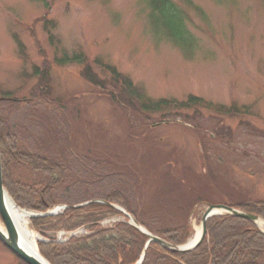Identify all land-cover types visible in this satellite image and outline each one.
Returning a JSON list of instances; mask_svg holds the SVG:
<instances>
[{"label":"rangeland","instance_id":"rangeland-1","mask_svg":"<svg viewBox=\"0 0 264 264\" xmlns=\"http://www.w3.org/2000/svg\"><path fill=\"white\" fill-rule=\"evenodd\" d=\"M171 1L194 40L191 49L156 27L146 0H0V93L30 98L39 84L35 69L49 67L52 98L63 110L23 112L15 129L73 170L76 183L102 179L78 185L77 203L123 189L156 227L189 224L188 243L210 206L264 200V0ZM46 22L55 27V45ZM79 53L92 65L97 59L114 65L152 101L193 96L210 109L144 113L118 91L114 103L112 87L101 90L82 78L83 65L56 63ZM88 159L93 169L84 165ZM95 166L102 174H92ZM118 222L125 218L102 225ZM31 224L30 218L40 252V242L49 239ZM257 226L264 232V224ZM71 235L51 236L63 243ZM3 245L0 264H22Z\"/></svg>","mask_w":264,"mask_h":264},{"label":"trees","instance_id":"trees-1","mask_svg":"<svg viewBox=\"0 0 264 264\" xmlns=\"http://www.w3.org/2000/svg\"><path fill=\"white\" fill-rule=\"evenodd\" d=\"M146 2L156 27L164 29L177 44L191 49L194 40L186 27L183 14L175 3L171 0H146ZM50 23L46 22L44 27L50 35L51 44L55 45V37L52 34L55 27ZM15 39L24 53V45L17 37ZM56 63L60 66L83 65L81 76L85 81L101 90L107 91L108 86L112 87L116 92L109 94L113 102L118 91L124 103L144 113L161 112L169 108L210 109L208 102L193 96L181 103L167 99L152 101L142 88L137 87L114 65L105 63L101 59L95 60L92 65L84 53L64 56L63 59L56 60ZM94 66L102 70L109 80H103L95 73ZM32 77L39 78V84L33 89L30 98L17 99L14 97L15 93L7 96L0 93V152L4 187L21 209L46 214L59 206L68 207L57 216H40L31 219L32 228L49 239L47 242H40L41 255L51 264H137L149 238L128 224L126 216L110 205L126 210L149 233L173 245H185L191 236L189 224L156 227L142 209L140 212L135 209L123 189L111 190L97 200L104 203L75 201L73 192L78 185L91 186L96 182L101 184L102 179L98 178L89 184L83 181L76 183V178H72L73 170L67 168L59 159L35 150L29 138L24 136V132L20 134L15 129L16 117H22L23 112L29 117L40 108L57 112L64 108L61 105L63 102L52 98L54 89L49 67L46 66L43 70L36 68ZM30 110L31 112H28ZM89 161L91 160H84V165L93 169L92 165L89 166L87 163ZM95 168V173L91 172L93 175L102 174L99 166ZM84 204L88 205L77 207ZM223 205L264 219V200L248 198L238 204ZM71 207L72 209H69ZM117 217H124L125 222H118L111 227L102 225L104 221ZM83 228L90 234L74 236L63 243L51 236L58 232L71 233ZM18 260L26 264L21 259ZM142 264H264V232L255 223L246 219L230 214L214 216L208 220L207 234L196 249L186 253H176L157 243H151Z\"/></svg>","mask_w":264,"mask_h":264},{"label":"water","instance_id":"water-1","mask_svg":"<svg viewBox=\"0 0 264 264\" xmlns=\"http://www.w3.org/2000/svg\"><path fill=\"white\" fill-rule=\"evenodd\" d=\"M7 199H10L12 202H14V200L10 197L8 191L4 187L3 167H2V159H1V152H0V216H1L3 222L6 226V231H7V235H5L4 233H2V231H0V241L4 244L5 247H7L12 253H14L19 259H21L26 264H51L41 255L40 252L37 251L38 253L34 255V254L29 253L28 251H26L24 249L22 242H21L20 234H19L16 226L14 225V222H13V220L10 216V213L8 211L7 201H6ZM94 203H104V202L95 201ZM86 205H88V204H84V205L77 206V207H83ZM110 206L119 210L120 212H122V214L124 216H126L127 218H129V220L131 221L130 222L131 226H133L135 229H137L141 233L145 234L149 238V241L146 244L144 253H143L140 261L137 264L143 263V261L146 257L147 250H148L151 243H157L160 246H162L163 248L170 250V251H173V252H176V253H186V252L193 251L204 240V238L207 234V222L209 219H211L214 216L223 215V214H230V215H233L235 217H239V218L251 221L257 225L259 223L264 224V219H262L258 216H255V215H252L249 213H245V212H242V211L237 210L235 208H231V207L224 206V205H218V206L213 205L207 209V211L205 212V214L202 218V231L203 232H202L201 239L198 240L197 242H195L194 244H193V241H190L185 245L176 246V245H173V244L149 233L138 222H136V220L131 216L130 213L126 212V210H124L123 208H120V207L115 206V205H110ZM62 209L66 210V209H68V207L56 208L55 210L50 211V212L43 214V215L28 212L26 210H22V211L27 212L30 215V218H36V217H40V216H56V215H58L59 211ZM69 209H72V207Z\"/></svg>","mask_w":264,"mask_h":264},{"label":"bare ground","instance_id":"bare-ground-1","mask_svg":"<svg viewBox=\"0 0 264 264\" xmlns=\"http://www.w3.org/2000/svg\"><path fill=\"white\" fill-rule=\"evenodd\" d=\"M7 208L10 213V216L14 222V225L16 226L20 237L21 242L26 251H28L31 254H37V249L35 247V244L37 242L36 237L32 233L29 227V220L30 215L27 212L22 211L14 202H12L10 199H7ZM0 231L7 235L6 226L5 224L0 220ZM202 227L196 228V235L193 238V244L201 239L202 237Z\"/></svg>","mask_w":264,"mask_h":264}]
</instances>
